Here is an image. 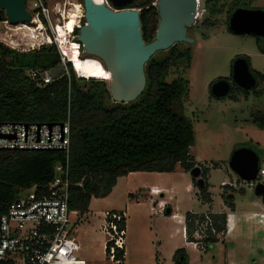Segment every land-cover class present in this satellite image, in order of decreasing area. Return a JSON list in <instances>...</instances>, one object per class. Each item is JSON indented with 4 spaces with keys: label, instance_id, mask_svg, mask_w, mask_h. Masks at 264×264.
Returning <instances> with one entry per match:
<instances>
[{
    "label": "trees",
    "instance_id": "trees-1",
    "mask_svg": "<svg viewBox=\"0 0 264 264\" xmlns=\"http://www.w3.org/2000/svg\"><path fill=\"white\" fill-rule=\"evenodd\" d=\"M31 1L26 0V4ZM139 1L126 9L140 10L143 39L150 43L154 38L149 20L158 14L152 3L158 0L137 4ZM258 1L227 0L229 17L239 8L254 9ZM219 4L216 1L205 6L208 20L203 26L210 29L217 26L213 19L225 7L219 8ZM6 20L5 12L0 9V23ZM75 33L78 35V30ZM256 39L259 51L264 54V39ZM158 53H165V56L157 59ZM158 53L145 66L147 81L141 96L133 103L119 104L110 95L107 79L79 78L70 63L62 67L56 46L18 52L0 44V122L56 124L70 117L68 159L62 151H0V218L25 192L35 189L36 199L47 195L58 164L66 166L68 163L72 184L69 207L78 213L88 212L100 187L109 194L117 180L129 173H173L178 166L190 173L197 166L190 154L196 141L194 126L188 118L173 110L186 94L188 82L183 79L166 82L174 65L190 63V50L181 51L176 44ZM243 58L250 63L248 57ZM30 69L56 70L58 75L67 72L68 76L39 88L26 76ZM253 73L264 81V74ZM239 89L249 95V91ZM109 102L113 105L108 106ZM253 121L264 131V114L258 112ZM207 175L208 171L202 170L205 182ZM193 182L198 187L195 179ZM208 189L207 183L200 188L205 202L211 201ZM207 217L212 220L217 234L225 232V214L187 213L185 228L189 243L204 242L208 248L220 242L218 236L212 234L211 227L202 225ZM119 226L126 229L125 219ZM124 258L125 252L120 251L116 259L123 261ZM173 261L189 264V257L181 249L175 253Z\"/></svg>",
    "mask_w": 264,
    "mask_h": 264
},
{
    "label": "rangeland",
    "instance_id": "rangeland-1",
    "mask_svg": "<svg viewBox=\"0 0 264 264\" xmlns=\"http://www.w3.org/2000/svg\"><path fill=\"white\" fill-rule=\"evenodd\" d=\"M146 1L140 0L137 4ZM216 1L220 2L219 8L225 6L222 13L213 19L217 23V29L197 30L195 20L208 16L205 6L209 2L214 4ZM226 1L196 0L195 14L191 21L185 24L189 28L188 37L196 41L193 44L186 42L177 44L181 51L190 50V63L181 62L174 65L166 78L167 83H172L176 79L188 82L186 94L180 104L173 106V110L188 118L194 126L196 141L190 149V154L195 159L196 167L210 171L208 182L214 199L212 206H202L195 194L193 195L195 199H191L190 196L185 198L176 196L169 202V207L173 208L178 215L187 212L227 210L228 207L222 199L224 192L222 183L225 180L231 182V178H237L229 167L233 152L237 148L248 147L250 144L264 150V131L260 130L253 121L254 115L258 112L264 114V83L255 91L252 89L249 95H245L237 86H233L230 94L221 100L216 99L211 93L213 83L219 78L230 77L233 64L239 57H250L252 72L264 73V55L259 51L257 39L228 31L229 2ZM78 3L81 4L82 0H78ZM156 4L157 1L153 2L152 6L157 8ZM254 9L264 10V0L255 3ZM27 10L34 15L30 2L27 3ZM149 21L151 36L155 40L160 36L158 14L151 17ZM43 23L40 21L38 26L31 22L26 23L29 27L38 29L34 41L28 37L31 33L23 31L16 34L12 30L15 29L13 24H6L3 21L0 23V44L18 52L38 51L39 45L44 42L43 30H47V26L45 24L43 26ZM164 56L165 53H158L156 58L161 59ZM107 105L113 104L109 102ZM262 165L264 166V162ZM217 166L218 168H215ZM178 169L175 178H181L179 174L182 170L180 167ZM172 178L165 176L160 177L159 180L169 184ZM148 179L151 178L144 177L140 181ZM130 180H120L117 187L109 194L105 188L100 187L97 197L92 199L88 212L78 213V216L74 218L76 220L74 236L81 246L78 256L85 259L87 264H117L109 259L105 251L108 239L105 231L108 212L110 214L126 213L124 218L126 221L125 258L122 264H161L163 260L167 263L173 247L172 239L173 243H180V249L185 248L189 264H264V232L257 229V220L245 224L239 222L236 225L234 215L230 214L228 209L230 232L226 240H221L204 250H198L191 244L188 246L183 244L182 234L175 233L176 229L181 227H178L176 220L165 215L166 207L159 206L160 195L154 197L151 202L137 203L133 200V195L139 196L140 193L129 190ZM241 183L237 185V188H240ZM197 189L202 199L200 188L197 187ZM27 194L32 195L34 191L25 192L22 197ZM255 197L254 192L249 188H246L245 197L237 194L239 203H248ZM168 230H173L172 236ZM169 238L172 239L169 240ZM218 238H223V235Z\"/></svg>",
    "mask_w": 264,
    "mask_h": 264
},
{
    "label": "built area",
    "instance_id": "built-area-1",
    "mask_svg": "<svg viewBox=\"0 0 264 264\" xmlns=\"http://www.w3.org/2000/svg\"><path fill=\"white\" fill-rule=\"evenodd\" d=\"M105 3L110 7L109 1ZM30 5L35 12L31 23L36 25L43 21L47 30H43L44 46H56L61 58V66L66 68L70 63L75 70V62L71 57L77 51L78 57H85L84 50L78 42L75 31L84 24V7L78 0H32ZM75 7H79L75 9ZM80 9V10H79ZM78 11L80 18L76 27L68 35L61 37L60 28L65 27V19L73 11ZM8 24V21H5ZM69 52V53H68ZM75 53V52H74ZM77 73V71H76ZM68 73L58 75L56 70L30 69L26 76L39 88L56 82ZM78 75V73H77ZM79 78H81L78 75ZM0 150L9 151H62L69 155L70 150V117L63 123H14L0 122ZM68 162V161H67ZM56 177L48 185V194L36 199L34 194H27L13 203L8 212L0 218V264H87L78 256L81 246L74 236V226L78 212L69 207L72 184L70 182L68 163L56 168ZM264 169H261L255 181L243 182V188L255 190L258 184L264 185ZM231 184L222 183V186ZM35 191V189L31 190ZM159 193V191H154ZM105 231L108 239L105 251L112 262L117 260L120 251L125 252L126 230L120 229L119 223L126 213H107ZM203 226L211 227L212 234L219 236L212 227V220L207 217ZM186 237V228H184ZM112 244V245H110ZM198 250H204V242L190 243Z\"/></svg>",
    "mask_w": 264,
    "mask_h": 264
},
{
    "label": "water",
    "instance_id": "water-1",
    "mask_svg": "<svg viewBox=\"0 0 264 264\" xmlns=\"http://www.w3.org/2000/svg\"><path fill=\"white\" fill-rule=\"evenodd\" d=\"M82 0L84 24L78 29V42L85 56L99 59L107 72L109 92L115 103L135 102L146 87L145 66L158 52L167 51L176 44L195 43L188 37L189 23L196 11V0H158L160 36L150 43L143 39L140 11L126 9L139 0ZM0 9L9 23L17 25L32 21L26 0H0ZM229 30L236 35H249L264 39V10L239 8L229 19ZM233 81L241 89L250 91L258 80L252 73L247 59L239 57L233 64ZM231 92L226 80L216 81L211 93L216 99H224ZM9 151V150H0ZM261 153L250 147L237 148L229 161V167L243 182L255 181L261 169ZM198 188L205 187L202 170L195 167L191 172ZM264 196V185L254 191ZM170 212V210H168Z\"/></svg>",
    "mask_w": 264,
    "mask_h": 264
},
{
    "label": "crops",
    "instance_id": "crops-1",
    "mask_svg": "<svg viewBox=\"0 0 264 264\" xmlns=\"http://www.w3.org/2000/svg\"><path fill=\"white\" fill-rule=\"evenodd\" d=\"M246 57H248V56H246ZM248 58H249V60H251L250 57H248ZM250 67H251V65H250ZM261 74H264V73H261ZM245 91H247V90H245ZM248 147L256 150L259 153H261L260 165H261V169H264V166L262 165V163L264 162V150H261V148H259L258 146L254 145V144H250ZM178 168L179 167H177L176 171L173 173H157V172L129 173L125 176L120 177L117 180V184L113 188V190L117 187L120 180L128 181L130 179H133L132 181L131 180L129 181V184H130L129 190L132 192L137 191L140 193L139 196L131 194V195H133V198H134L133 200H136L137 203L143 202V201L151 202L154 197H157L160 195L161 200L159 201V206L161 208L166 207L167 209L165 210V215L167 217H170L173 220H176L178 227H181V229H176L175 233L176 234H180V233L182 234V240L181 241L186 246H188L190 244L187 241V237H185L184 233H183L184 228H185V215L187 213L225 214L226 215V230L224 232L223 238H221L220 241L226 240L227 235L230 232V218L228 215L229 213L227 212L228 209L231 212L230 214L234 215V221H235L236 225L239 224V222L240 223L242 222V224H245V223L255 222V220H257L256 221L257 229L259 231L264 232V196L263 197H257L254 193V195L256 196L254 199L252 198L251 201H249L248 203H243V202L239 203V200H237V194H241V196L245 197L246 188L242 187L243 183H241V182H243V181L240 180V178L234 172L233 173L237 177L236 179L231 178L232 179L231 182H229L228 180L223 181V183L231 184V186L230 185L222 186V187H224L222 199L224 200L225 205L228 207L227 210L224 209V210L219 211V212H214L211 210H207L205 212H187L185 214L178 215L177 212H174L173 208L169 207V202L172 201V199H175L176 196H179L181 198H185L186 196H190L191 199H195V197L193 196L195 194L198 202H200L202 204V206H207V205L212 206V204L214 203L213 196L210 192V184L208 182L210 171L208 172L207 181L205 183H207V185H208V188H209L208 193L210 195L211 201L205 202L199 196V191H198L197 187L194 185L193 178H192L190 173H187L182 168H180L182 170L180 172L181 174H179V175H181V178H175L176 175L178 174V170H179ZM215 168H218V166ZM165 176L166 177H173L171 179V183L167 184L164 181L159 180L160 177H165ZM144 177H150L151 179H148L146 181L141 182L140 180H142V178L144 179ZM240 183H241L240 188H237V185H240ZM234 188H236V189H234ZM153 190L159 191V193L157 194V193L153 192ZM250 190H252V189H250ZM252 191L254 192L255 190H252ZM168 210H170V212H168ZM238 226H237V229H238ZM168 233L170 234V236H172L173 230H168ZM228 237H230V236H228ZM171 239L172 238H169V240H171ZM173 241L174 240L172 239L173 247H172V250L170 251L169 256H168L169 257L168 262L166 263V261L162 259L163 263H161V264H175L173 261V257L178 250H181L180 249L181 245L178 242L173 243ZM182 249L185 250V248H182ZM185 252H186V250H185ZM186 254H187V252H186Z\"/></svg>",
    "mask_w": 264,
    "mask_h": 264
},
{
    "label": "bare ground",
    "instance_id": "bare-ground-1",
    "mask_svg": "<svg viewBox=\"0 0 264 264\" xmlns=\"http://www.w3.org/2000/svg\"><path fill=\"white\" fill-rule=\"evenodd\" d=\"M77 8H79V7H75V9H77ZM78 11L74 10L71 13V15L68 18L65 19L66 20L65 21V27L59 29L60 30L59 34H60L61 37H64V36L68 35L69 34L68 32L73 30V28L76 27L77 21L80 18V16L78 15L79 14ZM32 24H36V23L33 22ZM37 26H38V24H37ZM13 27H15V29L13 28L12 30H14L16 32V34H18L20 32H23V31L24 32L27 31V33L28 32L31 33V34H29V36L27 34V36L31 40H34L36 38L35 33L37 32L38 29H33L34 27L31 28L26 23L21 22V23H19L17 25H13ZM34 30H36V31H34ZM9 40H10V38H9ZM12 43H14V42H12ZM69 52L71 53V57L73 58V61L75 62V67L74 68H75V70L77 71L78 75L81 78H85V79H104V80L107 79V77H108L107 76V72L105 70V67H104L103 63L99 59L94 58V57H87V58L80 59L78 57L79 53L77 51H73L72 50V52L71 51H69Z\"/></svg>",
    "mask_w": 264,
    "mask_h": 264
},
{
    "label": "flooded vegetation",
    "instance_id": "flooded-vegetation-1",
    "mask_svg": "<svg viewBox=\"0 0 264 264\" xmlns=\"http://www.w3.org/2000/svg\"><path fill=\"white\" fill-rule=\"evenodd\" d=\"M231 17V16H230ZM230 17H229V19H230ZM197 20V30H200V29H206V30H208V29H210L209 27H207V26H203L204 25V22L205 21H207L208 20V16H206L205 18L203 17V18H198V19H196ZM217 27L218 26H216V27H214V29H217ZM213 29V30H214ZM227 29L229 30V20L227 21ZM189 30V29H188ZM233 69H232V72H231V75H230V77L229 78H219L217 81H219V80H226V81H228L229 83H230V85H231V89H233L234 87L233 86H237L235 83H234V81H233ZM255 75V74H254ZM256 77V76H255ZM257 78V77H256ZM257 80H258V83H257V86L253 89V91H255L264 81H261V80H259L258 78H257ZM214 84V83H213ZM212 84V85H213ZM212 85H211V87H212ZM238 87V86H237ZM236 88V87H235Z\"/></svg>",
    "mask_w": 264,
    "mask_h": 264
}]
</instances>
